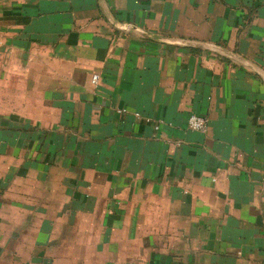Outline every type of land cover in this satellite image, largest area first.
<instances>
[{"label": "crops", "instance_id": "1", "mask_svg": "<svg viewBox=\"0 0 264 264\" xmlns=\"http://www.w3.org/2000/svg\"><path fill=\"white\" fill-rule=\"evenodd\" d=\"M0 264H264V0H0Z\"/></svg>", "mask_w": 264, "mask_h": 264}, {"label": "built area", "instance_id": "2", "mask_svg": "<svg viewBox=\"0 0 264 264\" xmlns=\"http://www.w3.org/2000/svg\"><path fill=\"white\" fill-rule=\"evenodd\" d=\"M98 81V76H93L92 83L96 84ZM187 126L191 131L199 132V133H206L208 128V120L204 117L191 115L188 118Z\"/></svg>", "mask_w": 264, "mask_h": 264}]
</instances>
